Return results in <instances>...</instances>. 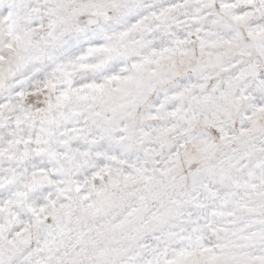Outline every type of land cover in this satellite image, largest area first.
<instances>
[{
    "label": "snow or ice",
    "instance_id": "1",
    "mask_svg": "<svg viewBox=\"0 0 264 264\" xmlns=\"http://www.w3.org/2000/svg\"><path fill=\"white\" fill-rule=\"evenodd\" d=\"M0 264H264V0H0Z\"/></svg>",
    "mask_w": 264,
    "mask_h": 264
}]
</instances>
